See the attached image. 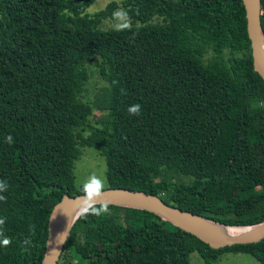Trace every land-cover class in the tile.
<instances>
[{
	"label": "trees",
	"instance_id": "16d2710c",
	"mask_svg": "<svg viewBox=\"0 0 264 264\" xmlns=\"http://www.w3.org/2000/svg\"><path fill=\"white\" fill-rule=\"evenodd\" d=\"M94 1L0 0V231L11 241L0 264H41L53 205L79 194L85 145L105 156L110 187L224 224L264 219V80L242 0H110L90 14ZM117 8L130 27H103ZM88 64L105 83L91 103ZM109 206L75 220L59 261L190 264L197 251L205 264L225 252L264 264V237L213 248L153 212Z\"/></svg>",
	"mask_w": 264,
	"mask_h": 264
},
{
	"label": "water",
	"instance_id": "95a60500",
	"mask_svg": "<svg viewBox=\"0 0 264 264\" xmlns=\"http://www.w3.org/2000/svg\"><path fill=\"white\" fill-rule=\"evenodd\" d=\"M245 9L246 29L251 43L252 63L254 69L264 80V34L261 28L260 0H242ZM80 195L65 193L52 207L47 224V237L41 264H58L65 241L76 219L69 224L68 217L75 212V200ZM109 204L130 206L145 209L173 225L189 232L209 244L213 248H220L237 243L256 242L264 237V219L253 225H244L245 230L236 234L221 231L216 224L235 226L220 223L197 213L167 204L158 195L142 190H133L124 187L104 188V197ZM65 212V213H64ZM59 241H62L59 242Z\"/></svg>",
	"mask_w": 264,
	"mask_h": 264
},
{
	"label": "rangeland",
	"instance_id": "374dc122",
	"mask_svg": "<svg viewBox=\"0 0 264 264\" xmlns=\"http://www.w3.org/2000/svg\"><path fill=\"white\" fill-rule=\"evenodd\" d=\"M110 0H95L88 8V13H94L106 6V4ZM123 11L121 8H117L111 18H108L103 21V27L111 28L118 27L122 23L127 22L130 24L128 19L122 18L119 14ZM88 72L89 78L84 84V88L82 91V98L91 103L94 95L100 90L102 86L105 85L104 81L100 77L98 73L97 66L88 64ZM99 113L96 109L93 110V116L90 117V122L93 123L95 116ZM106 160L105 156L94 146H81L80 147V155L74 161V175H75V184L79 186V181L83 180L90 173H96L101 176L105 180V188L108 187V182L106 179ZM71 262H66L63 259L59 261V264H76L78 262L77 259L70 258ZM189 262L190 264H205L203 259L200 257L197 251H192L189 254ZM213 264H262L258 260H256L251 254L248 253H233V252H225L222 253L218 260Z\"/></svg>",
	"mask_w": 264,
	"mask_h": 264
},
{
	"label": "clouds",
	"instance_id": "9594fccd",
	"mask_svg": "<svg viewBox=\"0 0 264 264\" xmlns=\"http://www.w3.org/2000/svg\"><path fill=\"white\" fill-rule=\"evenodd\" d=\"M125 20L127 19V12L121 11L119 14ZM130 24L124 22L120 25L121 29L129 28ZM124 91L123 89L121 90ZM127 111L131 115H139L141 112V106L139 104H133L129 106ZM5 141L8 144L13 143V137L8 135L5 137ZM8 185L4 180H0V193L7 191ZM105 180L97 175L96 173H90L86 178L79 181V193L80 195L76 198L75 212L70 216L67 213L69 224L73 219H79L88 215L100 216L106 214L110 210L109 202L104 197ZM7 198L4 195H0V201H5ZM6 218H0V226L5 223ZM10 239L4 236L3 232L0 231V245L7 246L10 244ZM62 243V241H59ZM25 245L29 244V241H23Z\"/></svg>",
	"mask_w": 264,
	"mask_h": 264
},
{
	"label": "bare ground",
	"instance_id": "6f19581e",
	"mask_svg": "<svg viewBox=\"0 0 264 264\" xmlns=\"http://www.w3.org/2000/svg\"><path fill=\"white\" fill-rule=\"evenodd\" d=\"M216 226L221 229V231L230 233V234H236L239 233L242 230H245L246 228L244 227H236V226H222L219 224H216Z\"/></svg>",
	"mask_w": 264,
	"mask_h": 264
}]
</instances>
